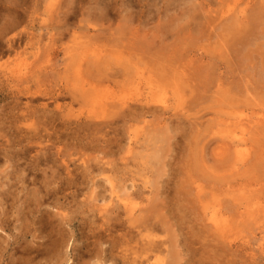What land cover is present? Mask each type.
<instances>
[{
  "label": "rangeland",
  "instance_id": "obj_1",
  "mask_svg": "<svg viewBox=\"0 0 264 264\" xmlns=\"http://www.w3.org/2000/svg\"><path fill=\"white\" fill-rule=\"evenodd\" d=\"M234 2L0 0V264H264V0Z\"/></svg>",
  "mask_w": 264,
  "mask_h": 264
},
{
  "label": "bare ground",
  "instance_id": "obj_2",
  "mask_svg": "<svg viewBox=\"0 0 264 264\" xmlns=\"http://www.w3.org/2000/svg\"><path fill=\"white\" fill-rule=\"evenodd\" d=\"M236 1H237V2H238V1H240V2L242 1L243 3L245 2V0H236ZM251 1H252V0H247L246 5H248V3L251 2ZM237 2H234V6H235V8H233V9L230 8V9L227 10V12L233 13L234 16L237 15V14L245 13V11H247V9L245 8V6L242 8V7L240 6L241 4H240V3H237ZM244 4H245V3H244ZM250 4H251V3H250ZM234 6H233V7H234ZM240 7H241V8H240ZM247 8H248V7H247ZM262 11L264 12V9H263V8L258 9V11L256 12L255 15L260 14V13H258V12H262ZM228 15H229V14H228ZM252 15H253V14H252ZM260 16H262V13H261V15H259V17H260ZM263 17H264V16H263ZM243 19H245V18H243ZM241 20H242V19H241ZM242 21H243V20H242ZM244 21H245V20H244ZM249 21H250L249 23H251V19H250ZM233 22H235V20H234ZM230 24H231V23H230ZM230 24H229V25H230ZM242 24L244 25V23H242ZM235 25H237L236 22H235L234 24H232L231 26H235ZM239 25H240V23H239L237 26H239ZM243 25H240V28H238L237 26H235V27H237V28H238L237 30L239 31V29L242 30V26H243ZM248 25H249V24H248ZM251 25H252V23H251ZM130 26H131V25H130ZM235 27H234V28H235ZM243 27H244V26H243ZM245 27H246V26H245ZM245 27H244V28H245ZM249 27H250V26H249ZM231 28H232V27H231ZM228 29H229V28H228ZM235 29H236V28H235ZM244 30H245V29L242 30V33L244 32ZM227 31H228V30H227ZM229 31H230V29H229ZM233 32H234V30H233ZM233 32H232V34H230V32H229V34H230V35H233V34H234L235 37H236L235 32H234V33H233ZM227 33H228V32H227ZM239 33H240V32H239ZM237 34H238V33H237ZM235 39H236V38H235ZM9 41H10V40H9ZM141 49H142V48H141ZM148 50H149V49H148ZM144 52H146V51H144ZM144 52L141 53V54H142V55H145ZM152 52H153V51H152ZM152 52H151V53L148 52L147 54H149L150 56H154V57H155V54H152ZM154 53H155V52H154ZM122 54L125 55L124 57H126V56H127V57H130L129 53L126 54V52H123ZM133 55H137L136 51L133 52ZM157 55H159V54H157ZM164 55H165L164 53H163V54H160L161 57H163ZM169 55H170V54H169ZM165 58H166V57H165ZM165 58H164V59H165ZM159 59H160V58H159ZM162 60H163V58H162ZM166 60H167V58H166ZM169 60H170V59H169ZM163 62H165V61L163 60ZM164 69H165V68H160L159 71L162 70V72H164ZM107 88H108V87H107ZM92 89H93L94 91L98 92V90H99L100 88H99V85L97 84V85H96L94 88H92ZM99 91H100V90H99ZM198 96H199V95H198ZM253 123H254V122H253ZM261 125H264V121H263V120H260V119H257V121H256V123H255V127H256V126H259V127H260ZM255 127H254V128H255ZM256 128H257V127H256ZM260 129H261V128H260ZM256 134H257V133H256ZM197 135H198V134H197ZM36 137H37V136L32 135L31 138H30V141L27 140V144L29 145V144L31 143L32 139H35ZM242 142H244V137H234V138L231 139V141H229V145H228V148H227V149H230V148L232 147V144H233V145H238V144H240V143H242ZM27 148H28V147H26V150H27ZM50 148H51V147H50ZM41 151H42V150H41ZM52 152H53V151H52ZM51 155H52V154H51ZM45 156H46V155H45ZM11 160H12V159H11ZM13 163H14V162H13ZM12 171L14 172V170H12ZM15 172H16V170H15ZM15 172H14V173H15ZM9 179H10V178H9ZM67 180H68V179H67ZM67 180H66V181H67ZM109 182H110V181H109ZM2 185H3V184H2ZM123 201H124V199H123ZM125 205H126L127 208H128V209H127V213H131V212L133 213L134 209H135L136 206H137V204L134 203V202H132V201H129V202L125 203ZM1 207H2V204H1ZM153 208H154V207L146 208L144 211H142V213H144V214H146V215L149 214V215L151 216V215H153L154 213H156V212H154ZM105 209H106V208H105ZM107 210H108V209H107ZM157 211H159V210H157ZM108 212H109V211H108ZM159 213H161V212H159ZM161 214H162V213H161ZM140 215H141V214H140ZM146 215H144V217H146ZM150 216H149V217H150ZM142 217H143V216L141 215V220H143V221L148 220V219H147L148 216H147L145 219H142ZM144 217H143V218H144ZM149 217H148V218H149ZM138 219L140 220V218H138ZM150 219H151V217H150ZM1 223L3 224V221H1ZM145 223L148 224L149 222L146 221ZM145 223L143 222V224H145ZM147 224H146V225H147ZM163 224L166 225L165 223H163ZM144 226H145V225H144ZM144 226H143V227H144ZM147 226H149V224H148ZM148 228H149V227H148ZM169 229H170V228H169ZM152 246H153V245H152Z\"/></svg>",
  "mask_w": 264,
  "mask_h": 264
}]
</instances>
